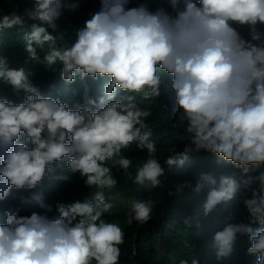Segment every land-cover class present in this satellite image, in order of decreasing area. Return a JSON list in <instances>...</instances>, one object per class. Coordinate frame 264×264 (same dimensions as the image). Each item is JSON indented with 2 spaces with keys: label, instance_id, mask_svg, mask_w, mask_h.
<instances>
[{
  "label": "clouds",
  "instance_id": "clouds-1",
  "mask_svg": "<svg viewBox=\"0 0 264 264\" xmlns=\"http://www.w3.org/2000/svg\"><path fill=\"white\" fill-rule=\"evenodd\" d=\"M29 2L22 13L0 10V31L23 33L25 63L67 85L101 81L103 95L85 88L70 107L0 56V82L22 94L20 103L0 98V264H120L125 232L108 217L126 191L113 169L140 188L161 186L165 170L146 105L169 88L187 135L164 163L182 167L205 152L240 173L238 181L220 177L207 194L205 216L241 189L245 209L210 223L205 264L230 263L248 243L247 254L264 264V0H160L155 10L151 0H100L71 42L60 21L84 0ZM133 144L146 153L135 164L126 155ZM62 165L81 186L74 178L59 183L67 179L55 175ZM185 188L199 193L203 184L185 182L177 194ZM157 203L132 199L127 225L147 224ZM185 225L199 227L198 215Z\"/></svg>",
  "mask_w": 264,
  "mask_h": 264
},
{
  "label": "trees",
  "instance_id": "trees-1",
  "mask_svg": "<svg viewBox=\"0 0 264 264\" xmlns=\"http://www.w3.org/2000/svg\"><path fill=\"white\" fill-rule=\"evenodd\" d=\"M135 6V4L131 5ZM160 6V0H151V8L155 10ZM25 7H31L29 0H0V10L5 14L16 10L22 13ZM100 0H84L83 7L77 14H65L60 21L61 29L66 32V39L70 42L74 37V30L82 27L85 20L90 19V14L99 11ZM0 56L6 57L13 68L23 67L31 73L29 77L35 86H38L45 96L59 98L69 106L77 101H81L85 88L88 89L92 98H99L103 95V82L92 81L91 79L81 83L79 80L72 85H67L56 75L47 73L41 65L28 62L25 63V53L23 52V33L18 30L0 31ZM170 83V78H169ZM0 98H7L14 103L22 102L21 98L13 94L10 86L0 82ZM143 107V105H141ZM152 115L146 123L149 130L153 132V138L157 143V155L161 159L165 176L161 186L156 189L140 188L129 179L122 170L113 169L114 177L117 179V186H124L123 190L129 191L128 199H146L151 197L158 201L153 212V218L145 225L133 222L127 225L126 215L114 213L108 217L111 222H119L124 225L125 241L121 246L120 264H181L186 260L191 264L192 260L199 261V264L207 262L206 257L210 252L206 250V236L213 221L219 218H227L231 214L238 216L243 212L244 206L241 198L243 189L235 197L221 203L207 216L204 215L203 205L209 191L219 188L220 177L227 176L239 180L240 173L230 164L218 159L208 153L200 152L190 155L189 160L182 166L169 168L164 160L168 158L172 151H182L186 141L182 138L187 135L183 128L177 126V106L174 93L169 91L151 104L146 105ZM25 138L21 137L24 142ZM128 157L133 158L134 164L145 158L146 153L137 150L133 144L126 151ZM134 176V169L130 170ZM56 176H64L67 179L60 180L59 183L70 182V179L83 181L79 174H73L66 165L57 168ZM211 175L216 184H210L202 177ZM56 180V179H54ZM58 181V180H57ZM185 182H191L193 188L196 183H202L203 188L199 193L185 188L177 194V187ZM79 189V188H78ZM82 191V189H80ZM172 195H169V193ZM70 193L62 190V197L66 198ZM125 198V195L124 197ZM199 217V227H187L186 219ZM211 223V225H210ZM204 227H208L206 230ZM216 228V227H215ZM205 234V235H204ZM202 235L205 237H202ZM247 245H240L237 259L224 264H256L257 256H249ZM214 264V263H212Z\"/></svg>",
  "mask_w": 264,
  "mask_h": 264
},
{
  "label": "rangeland",
  "instance_id": "rangeland-1",
  "mask_svg": "<svg viewBox=\"0 0 264 264\" xmlns=\"http://www.w3.org/2000/svg\"><path fill=\"white\" fill-rule=\"evenodd\" d=\"M128 195H129V191L126 190V193H125V200L124 201H121V204L120 206L116 207V213H123V212H126L127 211V207H128V204L131 202L129 199H128ZM121 227L124 228V225L121 224Z\"/></svg>",
  "mask_w": 264,
  "mask_h": 264
}]
</instances>
